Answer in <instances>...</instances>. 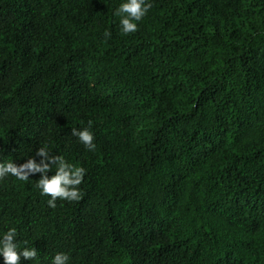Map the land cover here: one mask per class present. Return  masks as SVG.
Masks as SVG:
<instances>
[{
    "label": "trees",
    "instance_id": "trees-1",
    "mask_svg": "<svg viewBox=\"0 0 264 264\" xmlns=\"http://www.w3.org/2000/svg\"><path fill=\"white\" fill-rule=\"evenodd\" d=\"M122 2L0 0V162L85 169L54 208L0 178V234L19 264H264V0H148L129 34Z\"/></svg>",
    "mask_w": 264,
    "mask_h": 264
},
{
    "label": "clouds",
    "instance_id": "clouds-1",
    "mask_svg": "<svg viewBox=\"0 0 264 264\" xmlns=\"http://www.w3.org/2000/svg\"><path fill=\"white\" fill-rule=\"evenodd\" d=\"M151 7L152 4L148 0H123L114 12V15L120 18L121 31L124 34L136 32L137 22L147 14ZM106 35L110 34L106 33ZM91 124L92 122L89 121L87 128H83L79 132L73 131V134L89 151L95 148L94 136L89 130ZM36 154L43 158L39 163L32 158L27 159L19 166L9 160L0 162V178L11 175L20 181H25L30 175L40 173L41 179L36 183V187L41 190L43 195L51 197L48 200V205L53 208L56 206L54 202L57 198L69 201L80 199V192L76 186L82 183L85 169L68 163L63 157L49 156L46 145L41 147ZM53 166L56 168L55 174L48 178L44 174L50 172ZM69 186L72 187L69 188ZM16 236L15 228H9L0 234V257L3 259V264H19L21 257L28 261L37 258L38 251L33 246L18 250ZM51 264H69V257L64 253H57Z\"/></svg>",
    "mask_w": 264,
    "mask_h": 264
},
{
    "label": "rangeland",
    "instance_id": "rangeland-1",
    "mask_svg": "<svg viewBox=\"0 0 264 264\" xmlns=\"http://www.w3.org/2000/svg\"><path fill=\"white\" fill-rule=\"evenodd\" d=\"M150 126V124H146V128H148Z\"/></svg>",
    "mask_w": 264,
    "mask_h": 264
}]
</instances>
